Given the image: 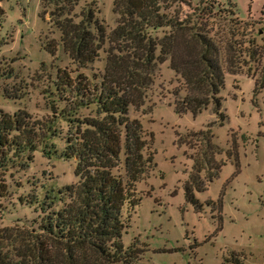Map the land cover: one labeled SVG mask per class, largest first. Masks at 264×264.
<instances>
[{
	"label": "rangeland",
	"instance_id": "rangeland-1",
	"mask_svg": "<svg viewBox=\"0 0 264 264\" xmlns=\"http://www.w3.org/2000/svg\"><path fill=\"white\" fill-rule=\"evenodd\" d=\"M191 1V8L199 4L193 17L213 36L222 64L231 58V68L238 70L234 75L223 71L218 95L225 117L220 124L211 103L195 115L176 113L173 102L185 94L182 82L167 60L156 64L143 104L128 109V118L140 123L145 140L141 155L148 167L135 183L137 203L121 209L120 241L123 247L141 249L135 264H264V86L258 87L264 81V0ZM211 2L213 15L207 17L201 9ZM86 6L108 34L117 17L112 0H76L70 12L74 21ZM51 8L45 6L41 15L40 0H0L3 112L24 109L44 122L51 119L50 103L55 105L52 83L57 69L65 68L72 76L102 73L107 42L93 61L76 68L58 43L59 31L48 17ZM186 12L189 9L181 6V17ZM163 32L165 28L152 34L160 37ZM51 46L53 54L46 49ZM52 120L51 136L35 135L34 149L5 151L0 163V228H27L41 215L38 204L45 194L52 197L76 180L74 161L60 156L68 125L58 116ZM210 123L212 141L219 148L215 159L223 165L204 181L203 190H192L195 205L184 197L195 151L191 146L198 139L196 132ZM204 174L202 170L199 176L203 179Z\"/></svg>",
	"mask_w": 264,
	"mask_h": 264
},
{
	"label": "trees",
	"instance_id": "trees-1",
	"mask_svg": "<svg viewBox=\"0 0 264 264\" xmlns=\"http://www.w3.org/2000/svg\"><path fill=\"white\" fill-rule=\"evenodd\" d=\"M191 2L112 0L116 24L105 34L90 6L82 8L74 21L70 12L76 0H40L41 15L45 6L52 7L48 17L59 31L58 43L76 68L93 61L106 41L105 61L98 76H72L65 68L56 70L52 83L56 100L55 105H49L51 119L42 122L32 119L24 109L12 114L0 109V163L5 151L34 149L35 135L37 139L49 138L52 117L58 116L68 125L60 156L74 161L76 178L52 197L44 195L38 204L41 215L27 228H0V264H135L141 249L132 244L123 247L121 209L137 203L135 183L146 175L148 165L141 155L145 140L140 123L128 118L129 107L143 104V93L156 64L167 60L185 90L174 100V111L195 115L211 103L222 124L225 116L218 93L223 71L238 73L231 68V58L224 64L220 61L213 36L193 17L199 4L191 8ZM213 4L208 3L201 12L211 16ZM183 5L189 12L181 17ZM164 28L167 32L160 37L152 34ZM46 49L53 54L54 46ZM263 86L264 81L258 84ZM192 92L200 95H190ZM89 107V114L78 113ZM212 124L196 132L197 143L191 146L195 151L190 156L192 172L184 185V197L195 205L192 190H203L204 181L216 176L223 165L215 159L219 148L212 141ZM202 170L203 179L199 176Z\"/></svg>",
	"mask_w": 264,
	"mask_h": 264
}]
</instances>
